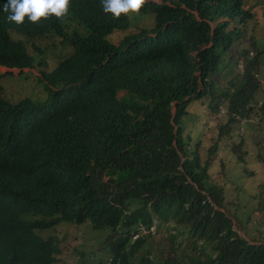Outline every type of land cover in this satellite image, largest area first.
I'll use <instances>...</instances> for the list:
<instances>
[{
    "label": "trees",
    "instance_id": "trees-1",
    "mask_svg": "<svg viewBox=\"0 0 264 264\" xmlns=\"http://www.w3.org/2000/svg\"><path fill=\"white\" fill-rule=\"evenodd\" d=\"M7 15L0 65L33 69L44 98L12 101L0 79V264H64L56 236L36 233L61 223L100 232V264H264L210 173L222 148L245 154L232 112L264 125V49L242 0H143L138 24L102 0L38 23ZM151 227L166 234L140 252Z\"/></svg>",
    "mask_w": 264,
    "mask_h": 264
},
{
    "label": "rangeland",
    "instance_id": "rangeland-1",
    "mask_svg": "<svg viewBox=\"0 0 264 264\" xmlns=\"http://www.w3.org/2000/svg\"><path fill=\"white\" fill-rule=\"evenodd\" d=\"M161 2V0H152ZM243 7L251 10L253 18L249 22V32L255 34L259 48L264 49V0H242ZM144 17L132 16L133 24L143 21ZM150 21L149 17H145ZM57 54L51 56V60H56ZM264 72V56L262 57ZM8 71L0 66L1 84L9 99L16 101L24 96L33 99H43L44 90L41 83L37 80V74L33 69L25 68L12 69L11 74H5ZM5 74V75H4ZM36 75V76H32ZM119 92V94H121ZM219 117L223 114L218 113ZM188 129L197 132V127L188 124ZM243 143L239 150L244 151L242 160L237 159L228 148H222L220 157L222 165L218 162L210 169V173L217 182H221L226 191L228 200L237 204V214L243 221V225L248 221L249 235L264 240V214L261 212L262 202L259 196L262 181H264V125L255 117L248 118L243 124H240L239 133ZM239 140L231 137L232 140ZM152 234L147 238L140 252L150 251L155 253L158 243L166 232L162 227L155 229L151 227ZM243 233V231H241ZM42 237L55 235L58 241L59 253L58 259L64 264H100L107 260V255L99 252L98 236L100 232L93 230L90 223L81 225H70L61 223L56 228L36 231Z\"/></svg>",
    "mask_w": 264,
    "mask_h": 264
},
{
    "label": "clouds",
    "instance_id": "clouds-1",
    "mask_svg": "<svg viewBox=\"0 0 264 264\" xmlns=\"http://www.w3.org/2000/svg\"><path fill=\"white\" fill-rule=\"evenodd\" d=\"M69 2L70 0H0V10L8 13L7 19L16 24L24 23L25 18H27V21L31 23H38L42 17L47 18L50 14L55 15L56 17L64 16L67 13ZM142 3L143 0H102L103 11L105 13H110L114 18L120 17L121 14H128L130 12L133 14L138 13ZM252 54L253 52L249 51V57H251ZM5 68L8 69L6 72H11L10 70L13 69L7 67ZM237 68L240 70L243 69L241 62L237 64ZM255 77L257 78L260 89L264 94V73L258 72L255 74ZM250 102L252 103L251 105H254L255 101ZM261 103L262 100H258L257 104L254 105V108L255 106L261 105ZM221 109L224 111L221 112ZM218 111L220 114H224L226 110L220 105ZM235 115H239L244 118V122L247 121L248 118H253L252 116L248 117L247 114L232 112L231 117L238 121L239 125L244 122L241 123L237 120ZM137 234L138 232H135L133 238H135Z\"/></svg>",
    "mask_w": 264,
    "mask_h": 264
},
{
    "label": "built area",
    "instance_id": "built-area-1",
    "mask_svg": "<svg viewBox=\"0 0 264 264\" xmlns=\"http://www.w3.org/2000/svg\"><path fill=\"white\" fill-rule=\"evenodd\" d=\"M223 111H224V110L221 109V112H223ZM235 118H236L237 120H239L241 123L244 122V118L240 117L239 115H235Z\"/></svg>",
    "mask_w": 264,
    "mask_h": 264
}]
</instances>
